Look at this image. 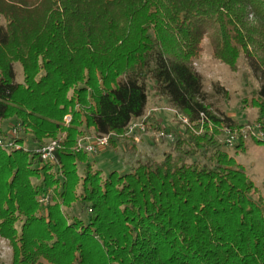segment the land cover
Listing matches in <instances>:
<instances>
[{
  "label": "trees",
  "instance_id": "16d2710c",
  "mask_svg": "<svg viewBox=\"0 0 264 264\" xmlns=\"http://www.w3.org/2000/svg\"><path fill=\"white\" fill-rule=\"evenodd\" d=\"M1 20L0 122L19 124L20 144L62 136L53 163L0 148L10 264H264V201L218 138L244 125L212 111L194 66L204 38L233 71L245 57L259 83L246 125H260L251 139L264 146V0H0ZM149 80L188 120L177 152L103 175L78 140L124 137ZM197 154L203 163L186 161Z\"/></svg>",
  "mask_w": 264,
  "mask_h": 264
},
{
  "label": "rangeland",
  "instance_id": "374dc122",
  "mask_svg": "<svg viewBox=\"0 0 264 264\" xmlns=\"http://www.w3.org/2000/svg\"><path fill=\"white\" fill-rule=\"evenodd\" d=\"M0 22L3 21L1 20ZM201 46L200 56L195 60L194 66L202 76L203 86L209 94L208 101L212 105V111L218 115L223 113L244 126L248 122L253 123L257 113L249 103L255 97V91L259 83L248 67L245 57L241 55L238 58L237 68L233 71L226 64L212 57L211 47L207 38L202 40ZM14 69L16 71V80L21 81L22 71L20 65L15 63ZM214 82L219 83L226 89L225 95L213 91L212 85ZM180 115L169 106L164 98L155 92L153 82L149 80L148 105L145 114L140 117L146 126V130L144 132L138 131L135 135L127 133L124 134V137L113 135L111 142L109 137L106 146L98 147L95 153H88L91 162L95 168L102 171L103 175H107L111 170L129 172L131 167L139 161L147 159L160 161L164 152H170L175 155L177 151L174 149L173 140L163 136L157 137L156 134L163 131L166 134H171L173 139L177 134L183 135L185 124L179 117ZM141 119L136 120L140 121ZM64 120L68 122L70 116H67ZM0 126L4 132H7L13 126V122L11 119H4L0 122ZM81 138L84 143L92 142L94 139L91 134H85ZM218 138L221 142V148L236 158L257 187V193L252 195V197L254 199L261 198L264 201V146L253 143L252 139H244L243 149L236 147L237 142L233 146H228L225 142V130ZM23 144L27 148L34 147L28 136H25ZM135 150H138V152L134 155ZM185 159L187 162H191L194 159L200 163L204 162L201 154L187 156ZM80 171H82V167H80ZM65 211L69 214L76 213L81 217L85 216L78 205H73V209H65ZM10 261L11 247L9 242L0 238V264H10Z\"/></svg>",
  "mask_w": 264,
  "mask_h": 264
},
{
  "label": "built area",
  "instance_id": "2783aa9c",
  "mask_svg": "<svg viewBox=\"0 0 264 264\" xmlns=\"http://www.w3.org/2000/svg\"><path fill=\"white\" fill-rule=\"evenodd\" d=\"M68 116V115H67ZM65 116L64 119L67 118ZM184 124H188V120L182 114L179 116ZM141 119V118H140ZM68 120V119H67ZM138 120V119H137ZM133 120L131 121L125 130V134H132L135 135L137 132H144L146 130V126L144 125L143 120L140 121ZM226 132V144L228 146H233L238 140L242 139H262L263 132L260 128V125L254 123L252 125H245L237 130H229L225 129ZM157 137H166L169 140H173L171 134H166L163 131H160L156 134ZM110 135H102L98 137H93L92 142L84 143L82 138L78 140V148L85 150L88 153H95L98 147L106 146L108 144ZM20 138L19 134V124H14L9 131L4 132L0 131V148L5 150H12V149H22L27 150L28 148L25 147L24 144H20L17 139ZM61 138L51 139L47 143L41 146L33 147V151L37 153L43 161L53 163L56 161L55 150L59 147ZM40 202L46 203L48 201V197L44 196L39 199Z\"/></svg>",
  "mask_w": 264,
  "mask_h": 264
},
{
  "label": "crops",
  "instance_id": "0c3cea01",
  "mask_svg": "<svg viewBox=\"0 0 264 264\" xmlns=\"http://www.w3.org/2000/svg\"><path fill=\"white\" fill-rule=\"evenodd\" d=\"M0 128H1V126H0ZM1 129H2V128H1ZM125 138H126V137H125ZM128 139L132 141L131 138L128 137ZM133 143H134V142H133ZM137 152H138V150H135L134 155L137 154ZM93 165H94V164H93ZM94 167H95V166H94Z\"/></svg>",
  "mask_w": 264,
  "mask_h": 264
}]
</instances>
